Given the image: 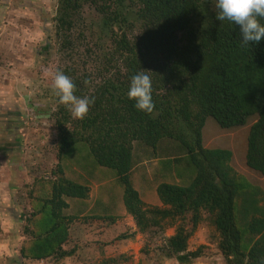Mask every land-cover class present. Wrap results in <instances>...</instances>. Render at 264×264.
Wrapping results in <instances>:
<instances>
[{"label":"trees","instance_id":"trees-1","mask_svg":"<svg viewBox=\"0 0 264 264\" xmlns=\"http://www.w3.org/2000/svg\"><path fill=\"white\" fill-rule=\"evenodd\" d=\"M215 4L216 0H58L43 49L54 55L56 71L73 81L74 95L94 98V103L83 119L73 118L71 106L59 102L52 81L48 88L27 85L29 100L39 110L52 102L57 158H71L90 179L116 175L125 209L100 204V199L89 205V185L66 176L60 164L47 170L42 165L46 173L33 176L27 191L29 206L23 212L28 238L20 254L25 260L127 264L131 257L108 254L110 245L134 238L136 232L165 230L181 219L186 224L165 238L160 256L188 264L204 254L203 246L187 251V243L206 211L223 264H260L262 189L232 167L231 150L204 147L202 129L208 118L221 128H231L256 115L247 133L245 163L264 177V38L242 45L239 26L217 20ZM84 6L96 11L99 30L85 23ZM260 23L264 25V19ZM48 60L45 56L42 61ZM140 71L151 78L155 104L151 114L137 110L127 97L130 78ZM5 81L0 113L5 108L19 113L21 92L14 76ZM164 139L179 142L184 153L162 162L159 176L165 180L158 183L156 193L165 206L157 207L143 203L131 182L132 151L135 142L154 149ZM24 156L26 163H33ZM38 168L41 165L31 170ZM106 168L115 173L109 175ZM90 169L98 175L92 177ZM73 205L75 211L68 212ZM126 213L136 230L103 241L101 245H107L100 260L72 228L74 222L96 218L104 229H111L121 225Z\"/></svg>","mask_w":264,"mask_h":264},{"label":"rangeland","instance_id":"rangeland-1","mask_svg":"<svg viewBox=\"0 0 264 264\" xmlns=\"http://www.w3.org/2000/svg\"><path fill=\"white\" fill-rule=\"evenodd\" d=\"M57 3L58 0H0V77L6 80L9 75H13L16 81V89L21 92L19 101L21 112L13 113L5 108L0 113V126L6 123L8 127L11 125L13 127V124H16V146L18 147L20 144L21 152L23 151L24 155L33 160V163H26L25 165L32 164L36 168L41 165V168L31 170L32 166L26 167L23 165V161L12 158V161L21 163V165L16 166L17 172H20L19 169H23L24 173L20 174L21 177L17 181L19 187L11 185L7 188L8 196L0 202V217L6 220L5 225L1 223L0 226L6 227L8 232L6 236H2L7 242L14 243L13 249L17 250L18 261L21 262H24L25 259L21 256L20 249L28 238V235L24 236L23 212H27V206H29L26 201L29 200L27 191L31 188L29 186L33 176L42 175L46 173L44 170L55 168L57 164H60L63 166L66 176L73 177L80 183L89 185L87 200L89 205L105 195H108L114 203H123V188L119 184L116 175L110 178L105 177L102 181L97 178L90 179L85 172L76 168L71 158L65 161L57 158L55 147L58 145L59 138L58 131L54 126L52 102L49 100L47 107L39 110L31 106V100H29L31 94L29 88L38 85L48 88L50 86L49 82L52 81V74L56 72V65L53 61L54 55H46L43 46L47 39L48 27L52 23L53 15H55ZM82 14L87 25L92 24L99 30L100 19L92 6H84ZM45 56L49 59L47 64L42 61ZM27 85L29 88L26 87ZM16 119L18 121L22 120L19 123L11 122ZM255 119L256 115H250L246 122L240 126L221 128L212 118H208L202 129V145L206 148L231 150L232 167L243 175H249L261 187L262 193L259 196L262 198L259 203L264 206V177L247 167L245 163L247 133L249 126ZM0 130L2 129L0 128ZM80 146L85 148L90 160L94 162L87 147L83 144H80ZM183 153V146L179 142L170 141L169 139H164L163 142L160 141L154 149L141 142L133 143L132 158L135 163L131 169L130 179L143 203L157 207L165 206L156 193L158 183L165 180V178L159 176L160 171H163L161 164L165 159L182 156ZM0 159L2 158L0 157ZM11 165H9L10 171L13 168V165ZM42 165L46 166L44 170H42ZM3 169L7 170L6 167H3ZM106 170L108 174L115 173L112 169L106 168ZM78 171L80 172L78 173ZM90 175L96 177L98 173L90 169ZM173 180L175 181V179ZM176 181L179 182L178 179ZM6 203L17 207L21 211V218L18 214V218H14V220L19 219L15 226L12 221H8V217L10 218L13 214L8 211ZM108 206L113 207L114 204L110 202ZM75 209L76 205H73L67 211L72 212ZM208 216L206 211H202V221L192 231L187 243V251H195L203 246L204 254L188 264H223V259L216 251V231L209 222ZM81 222L72 223V228L76 231V234L78 233L85 240V243H88V248L93 249L97 260L103 258V249L107 245H101L103 241L107 238L111 239V237L117 238L115 236H119L120 233H130L136 230L135 222L129 215L120 220L121 225L111 229H104L101 224L102 221L96 218H90L88 223ZM184 222L186 224V220L176 219L165 230L159 231L157 229L145 233L136 232L134 238L120 240L110 245V252L113 253L112 255L123 253L127 257H131L130 262H127V264H178L173 258H162L160 247L163 245L165 238L174 234L176 228ZM190 226L191 224H187L186 228L190 229ZM102 234H106V236ZM80 242L83 244L82 241ZM13 261L14 259L7 258L4 264H10ZM18 261L17 264H20ZM49 262L50 259L40 260L36 264H48Z\"/></svg>","mask_w":264,"mask_h":264},{"label":"clouds","instance_id":"clouds-1","mask_svg":"<svg viewBox=\"0 0 264 264\" xmlns=\"http://www.w3.org/2000/svg\"><path fill=\"white\" fill-rule=\"evenodd\" d=\"M215 7L218 9L217 20H228L239 26L242 45L258 43L264 38V25L260 23L264 19V0H216ZM84 83L88 84L89 81L85 80ZM51 87L61 104L71 106L70 111L75 119H83L89 111V105L94 103V98H79L74 95L75 84L60 71L52 74ZM127 97L135 101L134 107L137 110L153 113L155 104L150 76L144 71L133 75ZM260 264H264V258Z\"/></svg>","mask_w":264,"mask_h":264},{"label":"crops","instance_id":"crops-1","mask_svg":"<svg viewBox=\"0 0 264 264\" xmlns=\"http://www.w3.org/2000/svg\"><path fill=\"white\" fill-rule=\"evenodd\" d=\"M6 82L7 81H5L4 79H2L0 77V96L2 95L1 89L6 85ZM1 102H2V100H0V103ZM0 128L2 129V130H0V157L2 158V159H0V202H2V200L6 199L8 196L7 195V188H9L11 185H13L14 187L15 186L19 187V184H17V181L21 177L20 174H22V172L24 173L23 169H19L20 172H17L16 166L21 165V163L12 161V158H14V160L18 159V160L23 161V163H24L23 165L26 167H28V165H25L26 159H25L23 151L21 152L20 144L18 145V147L16 146L17 145L16 144L17 138L15 136L16 129H17L16 124H13V127H12V125L8 127L7 124L4 123V124H2V126H0ZM8 139L10 141H6ZM7 142H8V144H7ZM170 143H171V145H173L172 142H170ZM176 148H175V150H176ZM12 150H13V152H12ZM10 164L13 165V168H11V171H10V166H9ZM3 167H6L7 170H4ZM8 202H10V201H8ZM110 202L113 203L114 205H119V206L123 207L122 202H120L119 204L114 203V201H111V198L108 195L101 196L100 204L103 203V205L108 206V204ZM7 205H8V211L13 214L10 218L8 217V221L9 220L12 221L14 223V226H15L19 219L14 220V218H18V215L21 213V211L18 210L17 207H14L13 205H9V204H7ZM113 208H114V206H113ZM8 221H7V223H8ZM5 222H6V220H4V218L0 217V224L2 223L3 225H5L4 224ZM7 233H8L7 228L0 226V264H4V262L7 261V258L14 259V261L10 262V264H17L18 253H17V250L13 249L14 243L7 242L6 239L3 237V236H6ZM107 252L110 255L113 254L112 252H110V249H108ZM18 262H20V264H33L32 262H30L28 260H25L24 262H21L19 260Z\"/></svg>","mask_w":264,"mask_h":264}]
</instances>
